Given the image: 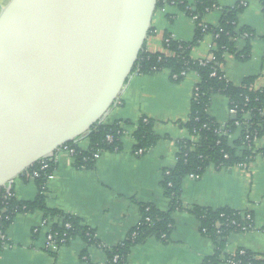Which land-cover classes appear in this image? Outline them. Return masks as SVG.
Wrapping results in <instances>:
<instances>
[{"label":"crops","instance_id":"0c3cea01","mask_svg":"<svg viewBox=\"0 0 264 264\" xmlns=\"http://www.w3.org/2000/svg\"><path fill=\"white\" fill-rule=\"evenodd\" d=\"M8 1L0 0V9ZM215 1L219 7L203 16V21L210 26L218 24L221 8L232 6L238 0ZM246 2L238 15L237 27H249L257 35L250 41V58L242 61L227 53L220 69L235 86L247 77H255L252 87L259 89L264 87V11L258 0ZM164 33L176 40L191 41L193 20L176 5L158 7L152 17L145 49L163 51ZM244 44L243 39H237V50ZM213 45L212 34H205L192 48L191 58L208 59ZM197 80L194 71L185 74L179 82L172 80L168 70L133 73L104 118L109 122L126 120L122 124L121 150L103 151L92 168L77 167L74 159L62 149L50 157L55 166L46 181V205L79 218L94 231L98 245L87 246L82 239L73 238L57 250L47 249L48 228L59 225L62 219L56 215L44 216L42 210L36 209L16 214L4 231L5 244L0 241V264H111L106 249L120 243L138 223V203H151L161 210L168 208L159 182L162 170L171 168L176 161L177 140L187 136L179 122L187 119ZM207 111L221 125L234 118L227 98L221 94L211 96ZM141 116L155 120L154 132L159 138L153 147L136 155L133 133ZM239 135L237 128L231 140ZM78 143L84 144L86 140ZM263 144L261 138L254 141L255 148ZM9 185L19 201H30L37 193L33 178L23 180L17 176ZM180 200L183 208L171 214L173 228L168 241L148 237L132 247L128 264H202L204 258L214 252V245L200 232V223L190 211L192 206L229 207L251 212L254 228L231 233L224 251L231 254L240 248L256 255L264 254V154L255 155L246 167L217 168L210 164L200 178L186 176ZM218 264L230 263L222 260Z\"/></svg>","mask_w":264,"mask_h":264},{"label":"trees","instance_id":"16d2710c","mask_svg":"<svg viewBox=\"0 0 264 264\" xmlns=\"http://www.w3.org/2000/svg\"><path fill=\"white\" fill-rule=\"evenodd\" d=\"M258 1L264 11V0ZM165 3L176 5L192 18L193 38L191 41L176 40L169 33H164L163 51L149 52L144 45L132 71L150 74L168 70L175 82L183 79L182 73L194 71L197 74L198 80L190 98L187 119L179 122L186 130L187 136L176 142L178 152L174 165L162 170L159 183L168 200V208L161 210L151 203H138V223L128 231L120 243L106 249L107 260L111 264H128L127 258L132 247L143 243L148 237H155L161 242L168 241L173 228L171 214L183 208L180 196L182 182L186 176L198 179L210 164L217 168L246 167L255 155L264 154V144L261 148H255L254 145L255 138H264V87H252L255 77H247L239 86H235L220 69L227 53L234 54L242 61L250 58V41L255 37V33L249 27H237L238 15L246 7V0H238L232 6L221 8L222 14L216 26H210L203 21L206 13L219 7L215 0H158L157 8ZM207 33L213 36L214 45L211 52L214 60L203 63V60L192 59L190 52ZM237 39H243L245 42L239 50L236 48ZM213 94L225 96L229 108L235 110V117L223 125L207 111ZM245 114L247 117H244ZM125 122L126 120L109 122L104 119L95 124L90 134L84 138L87 142L86 148L80 147L77 142H68L66 145L75 149L74 164L77 167L92 168L95 162L92 158L94 152L120 151L122 124ZM137 123L133 133V151L143 149L145 152L153 147L159 138L154 132L155 120L141 116ZM237 128L240 135L232 141V133ZM247 134L249 141L245 138ZM108 135L111 136L110 141L107 140ZM46 163L48 166L41 169L39 162H36L19 175L23 180H28L34 171L38 172V176L33 178L37 193L32 200L19 201L14 197L13 188L0 187L1 230L4 232L7 229L16 214L38 209L44 212V216L56 215L62 219L59 225L51 227L57 240L61 241L60 245L67 244L73 238L82 239L87 246L98 245L94 231L82 224L79 218L46 205V176L55 166L51 158H48ZM190 211L200 223V232L214 245V252L205 257L202 264H218L222 260L230 264H264V254L256 255L240 248L231 254L224 251L231 233L250 231L254 228L251 212H241L229 207L212 209L202 206H192Z\"/></svg>","mask_w":264,"mask_h":264},{"label":"water","instance_id":"95a60500","mask_svg":"<svg viewBox=\"0 0 264 264\" xmlns=\"http://www.w3.org/2000/svg\"><path fill=\"white\" fill-rule=\"evenodd\" d=\"M157 4L9 0L0 9V187L104 120Z\"/></svg>","mask_w":264,"mask_h":264},{"label":"built area","instance_id":"2783aa9c","mask_svg":"<svg viewBox=\"0 0 264 264\" xmlns=\"http://www.w3.org/2000/svg\"><path fill=\"white\" fill-rule=\"evenodd\" d=\"M164 5H166V3L164 4ZM210 60H214V55H213V53L211 52L210 53V55H209V57H208V59H205V60H203V63H206L207 61H210ZM184 76H185V73H182ZM174 78H175V76H174ZM230 112L232 113V114H235V110L234 109H230ZM244 117H247V114H245L244 115ZM103 121V120H102ZM240 125H238V127H239ZM245 138L249 141V139H250V137H249V135L247 134L246 136H245ZM257 138H261L262 140H264V138H263V136L262 137H257ZM257 138H255L254 139V141L257 139ZM107 140H111V136H107ZM79 141H77V143H78ZM78 145L80 146V147H82V148H86L87 147V142L86 143H84V144H80V143H78ZM60 149H62V150H64L66 153H68L73 159H74V154H75V149L74 148H72V147H68L67 145H64L63 147H61ZM144 151H143V149H137L134 153L136 154V155H140V154H142ZM102 153V151H96V152H94L93 153V155H92V158L94 159V160H96L97 158H99V156H100V154ZM46 160H48V158H43V159H41V160H39L38 162H39V164H40V168L41 169H44V168H46L47 166H48V164L46 163ZM38 176V172H36V171H34L33 173H32V176H31V178H34V177H37ZM51 177V173H49L47 176H46V179H49ZM4 188H10V185H9V183H7L5 186H3ZM2 217H1V215H0V219H1ZM44 222H46V220H44ZM45 224V223H44ZM67 226H69V225H67ZM0 241H1V243H3V244H5V235H4V232L1 230V228H0ZM61 241H59V240H57V238H56V235H55V233H53L52 231H51V227L50 228H48V234H47V237H46V244H45V247L47 248V249H49V250H57V248L59 247V246H61L59 243H60Z\"/></svg>","mask_w":264,"mask_h":264},{"label":"rangeland","instance_id":"374dc122","mask_svg":"<svg viewBox=\"0 0 264 264\" xmlns=\"http://www.w3.org/2000/svg\"><path fill=\"white\" fill-rule=\"evenodd\" d=\"M255 37L257 38V35H256ZM255 37H254V38H255ZM112 107H113V106H112ZM109 120H111V119H109Z\"/></svg>","mask_w":264,"mask_h":264}]
</instances>
